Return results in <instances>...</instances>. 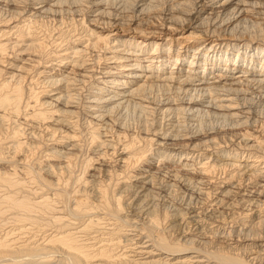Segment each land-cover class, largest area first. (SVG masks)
Instances as JSON below:
<instances>
[{"label":"bare ground","instance_id":"1","mask_svg":"<svg viewBox=\"0 0 264 264\" xmlns=\"http://www.w3.org/2000/svg\"><path fill=\"white\" fill-rule=\"evenodd\" d=\"M25 1L0 0V264H264V0H85L82 32Z\"/></svg>","mask_w":264,"mask_h":264},{"label":"rangeland","instance_id":"2","mask_svg":"<svg viewBox=\"0 0 264 264\" xmlns=\"http://www.w3.org/2000/svg\"><path fill=\"white\" fill-rule=\"evenodd\" d=\"M27 1L28 0H26L24 3H19L21 6H24V5H26V3H27ZM70 1H72V0H68L67 1V3L66 4H62V15L60 16L61 18H63L64 17V19H67V20H70V21H73L74 22V25H75V28H79V30H77V32H82V29L80 28L81 26L83 27V24L81 23L82 21L80 20V18H82L81 16L82 15H89V14H91V13H93V10H94V6H91L90 5V3H88L87 1H79V4L77 5V8H79V11H77V12H74V9H75V6H76V4L74 3V5L75 6H73V7H71L70 8V10H68V8H69V6H71V5H69L70 4ZM75 1V0H74ZM77 1V0H76ZM137 1V0H136ZM160 1V4H159V8L158 9H162L161 7L162 6H164V5H167V4H169V3H171L173 0H159ZM166 1V2H165ZM132 2H134V0L132 1V0H127V2H126V4H127V6L125 5V1H119L118 2V4L119 3H121V6H124L123 8H124V10L126 11V13L127 14H129L130 16L131 15H133L132 17H134V19H136V22H137V20H141V18H142V16H144V15H141L140 13H139V11L137 10V9H135V7H130L132 4ZM164 2H165V4H164ZM85 5H84V4ZM162 3V4H161ZM24 4V5H23ZM89 4V5H88ZM130 5V6H129ZM82 6V7H81ZM127 7V8H126ZM130 7V8H129ZM83 8V9H82ZM86 8V9H85ZM134 8V9H133ZM67 9V10H66ZM131 9V10H130ZM81 10V11H80ZM84 10V11H83ZM121 10V9H120ZM137 10V11H136ZM157 10V9H156ZM69 11V12H68ZM72 11V12H71ZM114 11L116 12H119V9H114ZM124 11V12H125ZM131 11V12H130ZM161 11V10H160ZM160 11H158L157 10V13H159ZM68 13H69V15H68ZM80 13V14H79ZM131 13V14H130ZM156 13V12H155ZM154 13V14H155ZM156 13V14H157ZM77 14H79L80 16H76ZM257 14V15H256ZM148 15H153L151 12H149L148 13ZM87 16H86V18H87ZM60 17H58L59 19H60ZM140 17V18H139ZM262 17H264V15H262V14H259L258 12H253L252 14H250L248 17H247V19H246V21L243 23V24H241V27H240V29H243L244 31H248V29L249 30H251V29H260V28H264V19L262 18ZM73 20H72V19ZM252 18H253V20H252ZM49 19H51V20H49ZM54 20V21H53ZM56 21V19H54V17H52V16H50L49 18H47L46 20H45V24L44 25H50L49 27H52L53 25V22H55ZM252 21V22H251ZM51 22V23H50ZM254 22V23H253ZM88 23V22H87ZM246 23V24H245ZM255 24H258V26H254ZM86 25H88V24H86ZM187 24H185L184 25V27L182 28V27H180V29H178V31H179V33H176L175 34V37L177 38V40H175L174 41V45L175 44H178L180 41H183V42H195V41H198V40H201L202 38V36L200 37V36H198V37H195L194 38V36L192 35L193 33H192V28L191 27H189L188 25L186 26ZM246 25V26H245ZM89 26H91L90 24H89ZM245 26V27H244ZM261 26V27H260ZM126 27H128V26H126ZM84 28V27H83ZM157 35V34H156ZM190 35V36H189ZM192 35V36H191ZM160 36L159 35H157V38H159ZM193 37V38H192ZM155 38H156V36H155ZM225 38H227V35H226V37ZM228 38H230V36L228 37ZM50 41V40H49ZM178 46H179V44H178ZM52 59V58H51ZM102 64H104V62L102 63ZM37 66V65H36ZM35 74V72L33 71V69L32 70H30V75L32 76V75H34ZM38 75H36V76H34V78L35 79H37L36 77H37ZM40 76V75H39ZM38 81H39V79H37L35 82H37V85H36V90H42V89H44V87H42V86H39V85H41L40 83H38ZM35 84V83H34ZM32 86H33V84H26L25 82H24V96H29L30 95V91H31V88H32ZM46 89H49V88H46ZM26 99H28V98H26ZM209 115V113H206V114H203V115H205L204 116V119H203V115H202V122H203V124L206 126H211V125H215V124H217V123H219L218 122V120H216L211 114ZM210 118V119H209ZM131 119V118H130ZM130 119H129V121H130ZM136 119V117L135 118H132L131 120H133L132 122H130V124H133V126H132V128H137V126H138V121H137V119ZM215 119V120H214ZM205 120V121H204ZM212 120V121H211ZM136 121V122H135ZM214 121V122H213ZM217 121V122H216ZM210 122V123H209ZM135 123V124H134ZM207 123V124H206ZM137 125V126H136ZM85 153L87 154V152H88V150H87V144H86V147H85ZM108 161H110V160H108ZM95 162V161H94ZM111 163V162H110ZM83 164H84V161H83V156L82 157H80V159H78V163H77V171H79V169H81V168H83ZM82 166V167H81ZM113 172V173H112ZM111 173L112 174H114V171H112ZM114 180V181H113ZM117 181V176L116 177H113V179H112V181L110 182V184H111V187H112V185H114V183ZM113 182V183H112ZM109 185V184H108ZM125 197V196H124ZM64 199V200H63ZM63 203H67L68 202V198H67V195L65 194V196L63 197ZM145 237H143V239H144Z\"/></svg>","mask_w":264,"mask_h":264}]
</instances>
